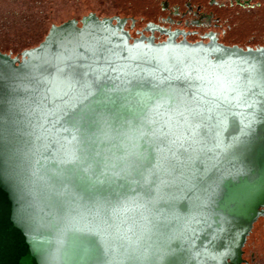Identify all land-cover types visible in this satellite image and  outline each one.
<instances>
[{
    "label": "water",
    "instance_id": "95a60500",
    "mask_svg": "<svg viewBox=\"0 0 264 264\" xmlns=\"http://www.w3.org/2000/svg\"><path fill=\"white\" fill-rule=\"evenodd\" d=\"M92 15L100 22L112 20L111 27L117 35L108 40L97 38L82 46L68 44V47L59 48L55 45L46 52L43 46L51 35L52 26L39 45L24 50L19 56L0 51V264H63L58 250L38 251L30 240L52 226L53 216L68 217L71 222L68 206L73 197L84 196L87 200L80 181L62 185L56 174L61 167L58 154L71 147L64 139L68 134L62 130L67 126V118L56 122L59 116L57 106L66 108L76 103L80 88L76 83L75 90H69L66 80L70 72H74L75 80L80 82L99 79L107 95L115 101V105L109 107L121 116L119 121L113 119L110 126L101 125L94 129L93 149L97 160L118 163V158L127 152L143 151L144 140L140 138V131L149 133L152 129H159L169 133V141H175L154 148L151 165L146 169L151 182L147 187L152 189L154 197H158L155 204H146L145 188L133 185L120 190L119 196H111L110 206H106L107 211L101 212L99 217L93 219L95 211L83 210L85 218H76L74 227L93 235L98 246V252L97 248L93 250L87 264H137L128 259L120 247L121 243H128L120 238L124 234L134 244L149 246H159L171 238V250L161 264H202L208 258L206 254L211 245L219 241L217 237L224 231L223 221L233 219L251 186L242 184L244 180L235 185L234 178H239V174L231 180L233 186L227 180L219 179L218 184L213 185L214 195L207 199L192 188L193 161L200 172L205 167L199 163L200 159L206 161L209 166L207 183L212 184L218 177L224 178L227 165L233 167L234 160H229V152L236 145L250 142L256 146L263 142L261 136H264V107L259 102V98H263L256 86L248 81L239 91L247 92V103L254 104V107L248 109L246 103L233 101L226 122L213 127L215 122L207 117L224 107L216 108L220 103L213 96L216 78L223 75L231 78L233 73L242 78L247 73L241 69L260 70L264 47L226 46L215 37L207 43L179 41L178 36L174 44L170 38L157 42L154 37L156 28H148L150 36L142 34L133 38L125 30L129 22L127 18L99 17L95 13L80 21L70 19L60 27L75 21L76 25L82 23L77 27L81 31L85 28V19ZM131 21L135 22L134 19ZM60 69L64 70L63 74ZM132 72L150 82L143 90H138L144 93H150L152 83L170 75L180 77L165 80L177 90L176 99L160 107L159 114L154 110L155 101L150 102L149 111L144 115L157 123L146 121L142 129L130 128L122 118L136 103L147 100L146 96L137 97L132 102L126 99L128 93L123 89ZM181 73H190L192 78L185 79ZM197 76L204 79L195 78ZM242 81L240 79L237 83ZM65 92H68L67 96ZM189 108L203 109V119H190L186 124L184 116L188 115ZM210 108L215 112L209 113L207 109ZM114 114L108 113L109 116ZM217 139L222 142L220 148L215 147ZM172 163L175 168L170 166ZM212 164L215 167H211ZM96 187L106 190L101 192L102 196L111 191L107 185ZM241 189L242 192L236 195V190ZM227 204H230V212L226 209ZM256 207L261 211L264 204ZM262 216L255 218L248 233ZM115 225H120L119 233ZM69 230L73 231L71 227ZM56 234L60 235L59 228ZM245 242L240 247L241 257ZM59 243L62 244L63 239Z\"/></svg>",
    "mask_w": 264,
    "mask_h": 264
},
{
    "label": "snow or ice",
    "instance_id": "6c2138e0",
    "mask_svg": "<svg viewBox=\"0 0 264 264\" xmlns=\"http://www.w3.org/2000/svg\"><path fill=\"white\" fill-rule=\"evenodd\" d=\"M59 71L61 74L64 73L63 69ZM241 72L247 73L244 78L249 83L256 80L257 73L254 68L241 69ZM181 75L185 79L192 78L190 73L187 75L181 73ZM130 76L131 78L127 80L123 89L128 93L126 99L132 102L137 97L146 96L147 100L144 103H136L132 111L125 113L122 118L124 123H127L130 128L142 129L146 121L147 123H157L155 120L149 121L147 116L144 115L149 111L150 102L155 101L156 107L154 110L159 114L158 109L160 107L169 101L174 102L176 99L177 90L170 83H166L165 80H177L180 77L170 75L165 80L152 83L150 93H144L138 90H143L150 82L146 78L141 77L137 72H132ZM259 76L261 80H264V71H261ZM195 78L204 79L201 76ZM216 79L217 85L214 88L213 96L220 100L216 108L219 109L222 105L224 107L218 113L211 114L207 117L208 120L215 122L213 124L214 128L220 127L226 122L227 113L234 106L233 101H236L237 104L241 103V101L246 103L248 109L254 107V104L247 103V92L239 91L240 85L237 83L241 79L239 74L233 73L231 78L228 75H223L222 77L217 76ZM66 83L69 90H75L76 83L80 84V88L76 103L66 108L57 106L59 116L56 122L58 123L60 119L67 118V126H63L62 130L68 134L64 139L67 140L68 145L71 147L64 148L58 154L57 160L61 167L57 169L56 174L62 185L80 181L87 200H85L84 196L73 197L72 203L68 206L71 222H69L68 217L53 216L50 224L53 227L59 228L61 236L66 234L69 227L73 231H82L83 229L75 228L74 223L77 217L81 219L85 218L82 214L83 210H87L89 213L95 211L93 219L99 217L101 212L107 211L106 206H110L111 196H119L120 190L125 187H131L133 185L144 187L145 195L148 197L146 204H155L158 197H154L152 195V189L147 187L151 182L146 176V169L151 165V156L154 148L158 149L159 144L175 143V141H169V133H165L162 130L152 129L149 133L140 131V138L144 140L143 151L127 152L124 156L118 158V163L97 160L93 149L95 143L94 129L99 128L101 125L110 126L113 119L117 121L121 119L120 114L114 108L109 107V105H115V101L111 96L107 95L106 89L99 79L91 82H80L75 80V73L70 72L67 74ZM232 93H236V95H232ZM260 94L264 95V91ZM64 95L67 96L68 92H65ZM60 98L63 99V97ZM207 103H212V101H208ZM65 104L67 105V102ZM187 111L188 115L184 116L186 124L190 123V119L193 121L197 118L203 119V109L189 108ZM207 111L209 113L215 112L211 108L207 109ZM109 112L115 113L114 116H109ZM181 115L184 114L181 113ZM193 134L195 135L196 133L194 132ZM219 135L220 133L217 132L216 136L219 137ZM149 136L152 138H148ZM221 145L222 142L217 139L215 147L220 148ZM199 163L205 165L204 171L200 172L199 168L194 166L195 161H193V171L191 174L192 188L203 197L211 199L212 195H214L213 185L218 184L219 179H222V177H218L212 184H208L207 173L209 166L204 159H200ZM170 166L175 168L176 165L172 163ZM211 167H215V165L212 164ZM84 174H87V176ZM92 177H95V179H92ZM85 180L89 182L84 183ZM117 181H123V183H117ZM97 185H107L111 191L108 195L102 196L100 190L96 187ZM132 190H135V188H132ZM65 191H68L67 188H65ZM60 206L63 207V203ZM122 223H126V221ZM115 227L119 233L120 225H115ZM129 231H131V228ZM120 238L122 240H128L127 244L121 243L120 247L127 258L137 262V264L141 261H146L147 264H161L171 250V238L159 246H149L143 243L134 244L126 234ZM71 239L73 246L80 245L81 241L79 237L73 236Z\"/></svg>",
    "mask_w": 264,
    "mask_h": 264
},
{
    "label": "rangeland",
    "instance_id": "374dc122",
    "mask_svg": "<svg viewBox=\"0 0 264 264\" xmlns=\"http://www.w3.org/2000/svg\"><path fill=\"white\" fill-rule=\"evenodd\" d=\"M90 13L127 18L129 22L134 19L139 26L164 23L171 17L178 23L183 19L180 27L187 29L196 19L210 15L212 23L202 27L204 31H219L229 44L264 45V0H0V51L20 55L39 45L53 25L80 20ZM56 230L51 226L32 236L33 247L38 251L58 250L63 264H87L98 247L96 238L71 230L60 236ZM73 236L80 238L79 246H73ZM244 251L249 264H264V217L255 224Z\"/></svg>",
    "mask_w": 264,
    "mask_h": 264
},
{
    "label": "bare ground",
    "instance_id": "6f19581e",
    "mask_svg": "<svg viewBox=\"0 0 264 264\" xmlns=\"http://www.w3.org/2000/svg\"><path fill=\"white\" fill-rule=\"evenodd\" d=\"M111 22L112 20L100 22L96 16L92 15L90 18L85 19V28L81 31L77 29V27L81 26H79V23L76 25L75 21L67 23L62 27H60L61 25H54L51 35L47 43L43 46V49L48 52L51 50V47L55 45L59 48L68 47V44L75 47L95 41L97 38H103L105 40L111 39L113 35H117L113 32L114 29L111 27ZM121 25L122 22L120 21L119 26ZM152 26L153 25H150L149 29L153 30L154 28ZM175 37L174 34H170V42L173 44L175 42ZM259 69L260 70H255L257 76L252 84L256 86L255 88L258 89L260 94L264 91V80H261L259 76V73L264 71V60H261ZM244 77L241 78L243 81L239 84L240 87H243L242 84L247 81ZM262 98L263 100L259 98V102L263 103L264 107V95H262ZM261 137L263 142L259 145L255 146L254 144H250V142H244L239 146L236 145L234 149L229 152V156H231L229 160H234V164L232 168L230 165L224 164V167L226 165L227 167H225L223 172V181L227 180V182L233 186L232 183L234 181L231 180L236 174H239V178H234L236 180L234 184L244 180L245 182H242V184L246 186L250 185L251 187L241 203L242 207L236 210V215L233 219L223 221L225 226L224 231L218 235L217 239L219 241L211 245L209 252L206 254L208 258L202 264H240L242 260L240 247L245 240L247 242L251 223L258 215H264V210L259 211L256 207L259 204H264V136ZM239 192H242V189L236 190V195H238ZM229 205H226L227 210L230 208ZM228 212H230V210H228ZM255 223H253V226Z\"/></svg>",
    "mask_w": 264,
    "mask_h": 264
},
{
    "label": "flooded vegetation",
    "instance_id": "af4514ba",
    "mask_svg": "<svg viewBox=\"0 0 264 264\" xmlns=\"http://www.w3.org/2000/svg\"><path fill=\"white\" fill-rule=\"evenodd\" d=\"M165 6L167 7L168 5L165 4ZM92 14H94V13H92ZM176 14H178V13H176ZM114 17H118V16H114ZM67 21H69V20H67ZM177 21L178 20H175V19L169 17V18L164 20V23L148 22L144 26H141V27L138 26V22H136V21L135 22H128L125 26V30H128L133 38H138L142 34L150 36L152 34L150 31H148L149 23H154V25L152 27L154 29L156 28V30L154 32V37H155V40L157 42L165 41V40L170 38V34H174L175 36H178L177 40H179V41L187 40V41L192 42V43H196V42L207 43L210 41V38L214 39V37H215L219 43H222L226 46H236L237 45V46L242 47V48L264 47V45H262V44H255V45H252V44L242 45L240 43L229 44L225 40H223V36L221 35V33L219 31H216V30L204 31V29H202V27L206 26L209 23L210 24L212 23L210 15L202 16L201 18L196 19L193 24L189 25L188 29L185 27H180L183 24V21H184L183 19H181L179 21V23ZM185 22H189V20H186ZM79 26H82V23H79ZM160 30L162 32H168L169 34L161 33ZM17 56H19V55H17ZM262 217H264V216H262ZM260 219H261V217L258 219V221ZM255 224H254V226H255ZM254 226H253V228H254ZM253 228H252V230H253ZM251 232H250L249 236L251 235ZM247 241H248V238H247ZM246 244H247V242H246ZM246 244H245L244 248L246 247ZM244 248H243V255H242L243 262L241 261L242 262L241 264H249V261L244 258V255H245ZM232 264H237V263H232Z\"/></svg>",
    "mask_w": 264,
    "mask_h": 264
},
{
    "label": "trees",
    "instance_id": "16d2710c",
    "mask_svg": "<svg viewBox=\"0 0 264 264\" xmlns=\"http://www.w3.org/2000/svg\"><path fill=\"white\" fill-rule=\"evenodd\" d=\"M138 26H139V24H138ZM139 27H141V26H139ZM33 48V47H32Z\"/></svg>",
    "mask_w": 264,
    "mask_h": 264
}]
</instances>
